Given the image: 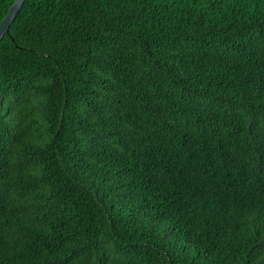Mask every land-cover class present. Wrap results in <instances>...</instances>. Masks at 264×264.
I'll return each mask as SVG.
<instances>
[{
    "label": "trees",
    "instance_id": "trees-1",
    "mask_svg": "<svg viewBox=\"0 0 264 264\" xmlns=\"http://www.w3.org/2000/svg\"><path fill=\"white\" fill-rule=\"evenodd\" d=\"M0 264H264V0H25Z\"/></svg>",
    "mask_w": 264,
    "mask_h": 264
},
{
    "label": "water",
    "instance_id": "water-1",
    "mask_svg": "<svg viewBox=\"0 0 264 264\" xmlns=\"http://www.w3.org/2000/svg\"><path fill=\"white\" fill-rule=\"evenodd\" d=\"M25 0H14L9 7L8 12L0 22V41L9 33V29L15 18L17 17Z\"/></svg>",
    "mask_w": 264,
    "mask_h": 264
}]
</instances>
